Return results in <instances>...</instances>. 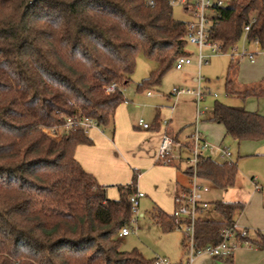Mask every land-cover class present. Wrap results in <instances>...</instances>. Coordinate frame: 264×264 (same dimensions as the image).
<instances>
[{
    "label": "trees",
    "instance_id": "16d2710c",
    "mask_svg": "<svg viewBox=\"0 0 264 264\" xmlns=\"http://www.w3.org/2000/svg\"><path fill=\"white\" fill-rule=\"evenodd\" d=\"M172 8L167 0L155 6L145 0H0V264H152L137 250L121 249L139 173L110 199L75 151L93 143L84 122L103 129L114 122L141 51L156 67L139 90L158 85L187 54V22L175 19ZM219 14L208 39L222 51L237 45L248 24L246 40L264 43V0H232ZM225 85L228 95L244 100L264 97V80L240 84L229 72ZM68 119L71 127L56 138ZM212 120L238 142L264 140V115L257 111L216 101ZM198 173L226 190L238 169L236 162L207 158ZM213 207L220 218L196 221L199 246L220 242L244 204L218 200ZM155 216L175 228L173 214L157 209Z\"/></svg>",
    "mask_w": 264,
    "mask_h": 264
},
{
    "label": "rangeland",
    "instance_id": "374dc122",
    "mask_svg": "<svg viewBox=\"0 0 264 264\" xmlns=\"http://www.w3.org/2000/svg\"><path fill=\"white\" fill-rule=\"evenodd\" d=\"M231 1L225 0V4ZM172 15L175 19L186 22L192 18L182 6H174ZM237 46L239 50L246 48L249 52H257L255 61L251 62L248 57H243L236 63V60L231 58L229 51L213 54L209 47H204V54H208L210 57H208L207 62L200 65L198 47L187 41L185 51L191 62L184 65L181 69H177L174 64L163 75L158 85H150L139 90L138 84L150 75L156 64L155 61L146 58L141 51L137 56L136 68L131 75V81L123 88L125 101L119 105L114 122L105 129L96 126L97 129L94 128V130L105 132L111 140L117 133L118 142L123 145L127 141H133V134L122 132L126 127H129L131 131L137 132L138 135L135 140L139 137L138 141H141L139 134L142 130L136 128V122L142 119L144 122L153 125L157 117L160 116L159 121L163 123L161 116L166 114L168 119L170 118V120L167 119L170 122V127L174 130L176 129L180 135V140H182V137L186 138L188 134L190 137L194 131L198 130L208 143L212 145L224 144L232 150L238 169L237 179L235 184L227 190L209 183L216 199H248L254 196L251 208L261 203L264 209V146L257 152L254 151L255 147H239L232 139L224 138L225 126L212 120L216 101L246 108L250 106L251 100H244L226 93L225 82L229 71L236 70L238 80L242 84L248 85L264 80V43L249 42L242 37ZM236 65L239 69H236ZM174 88L184 89L185 93L173 92ZM192 90H199L203 93V99L198 105L197 101H193L189 95ZM148 91H151L152 94L148 95ZM178 94L180 95L179 97ZM178 98L180 99L178 100ZM172 106H174L173 110ZM198 106L199 110L205 111V114H201L198 117L199 119H197ZM61 131L62 129L59 130V132ZM59 132L55 135L56 138L61 137ZM222 139L223 143L221 142ZM106 154L107 150L104 149L98 155L100 168L103 171H107L110 169L111 164V170L116 166V170H113L114 173L108 179L107 186L105 185L106 194L110 199L111 195L112 197L115 196L114 199H118L120 196L119 187L132 182L134 171L132 168L125 166V162L121 161V159L119 165H117V161H110L108 157V159L103 157ZM182 165L185 166L184 163ZM135 169L137 172L142 171L141 167H136ZM255 178L263 187L260 193L261 197L255 194L257 193L254 183ZM150 181V177L147 176L146 183ZM139 202L138 211L134 214L133 222L130 226V235L123 239L121 249L125 251L137 250L147 261H152L155 258H168L175 264L180 261L186 264L187 252L184 245H182L184 239L183 229L175 227L172 230H168L161 219L155 216V210L158 209L157 206L166 214H170L172 211L170 209L172 208L170 205L171 200L164 195L162 200L164 203L160 204L156 201L153 194L147 193ZM209 212L211 213V218H220V215L214 210L213 203H210ZM254 219H256L255 214ZM261 230H264V228ZM249 248L251 247L241 244L235 249L234 256L241 250ZM204 256L207 255L198 257L193 264H197Z\"/></svg>",
    "mask_w": 264,
    "mask_h": 264
},
{
    "label": "built area",
    "instance_id": "2783aa9c",
    "mask_svg": "<svg viewBox=\"0 0 264 264\" xmlns=\"http://www.w3.org/2000/svg\"><path fill=\"white\" fill-rule=\"evenodd\" d=\"M171 7L182 6L185 12L191 15V19L187 21V40L195 44L199 49V64H203L208 61L210 55L204 54V47H209L213 54L223 53L220 44L212 42L208 39L212 26L219 19V8L225 5V0H167ZM149 6H155L156 0H145ZM256 18L252 19V22ZM250 29V24L245 26V36ZM244 36V38H245ZM246 39V38H245ZM258 44L259 41H255ZM229 54L236 63L243 57H248L250 61L254 62L257 52H249L246 48L239 50L235 45L229 50ZM225 51V52H227ZM191 59L185 55H180L175 63L177 69H181L184 65L189 64ZM114 89V85L107 88L108 92ZM174 92H185L184 89L179 90L174 88ZM191 93L195 94L197 104L203 99V93L199 90H192ZM150 94V93H149ZM204 110H199L198 116H200ZM85 132L92 126V122L87 120L83 123ZM139 124L149 129L150 124L140 119ZM72 125L71 119H68L62 131L69 129ZM61 132L59 135L61 136ZM185 142L175 140V137L165 134L162 137L161 143L157 152V160L163 164L182 165L185 164L189 173V184L181 190L175 200L176 207L173 212L175 227H180L184 231L185 244L184 248L187 252V263L193 264L195 260L202 256L207 255L211 257H221L223 259H230L234 256L235 249L241 244L252 247L254 242L250 229L240 226L237 222L230 228H225L222 231V239L220 242L208 243L202 246L197 245L195 238V225L198 218L201 216L204 209L210 206V202L204 199V194L211 188L209 182L201 180L198 173V165L203 159H212L220 163L227 165H233L234 154L232 150L224 144L212 145L202 136V134L196 130L189 139ZM144 196V193L137 190L130 196V201L133 206V211L137 213L139 207L140 198ZM131 229L124 227L120 236L124 237L130 234ZM260 237L264 239V231L256 232ZM152 264H175L168 258H155Z\"/></svg>",
    "mask_w": 264,
    "mask_h": 264
},
{
    "label": "crops",
    "instance_id": "0c3cea01",
    "mask_svg": "<svg viewBox=\"0 0 264 264\" xmlns=\"http://www.w3.org/2000/svg\"><path fill=\"white\" fill-rule=\"evenodd\" d=\"M155 67L156 64L154 68ZM237 68L238 66L236 65V69ZM230 73L235 75L237 82L240 83V81L238 80V74H236V70L231 71ZM181 93L184 94L185 92H181ZM147 94L151 95L152 93L151 91H148ZM179 94L178 97L180 96ZM189 95L192 97L193 101H196L195 94L190 93ZM179 99L180 98H178V100ZM248 99L251 100L250 106L248 108L246 107L245 108L250 111H257L264 115V97H249L246 100ZM173 109L174 106H172V110ZM197 111H198V107H197ZM123 112L125 111L123 110ZM204 112L202 114H205ZM159 117L160 116L157 117L158 120ZM198 117L199 116L197 113V119H199ZM161 119H163V123L158 121L159 124H157L156 127H153L151 125L152 127H150L149 129L143 128L139 124L140 120L136 122V128L142 130L139 134L141 136L140 137L141 141H138L139 137H137L136 138L137 140H135V137L138 135L137 132L131 131L129 127H126L125 130H123L122 132L133 134V139H132L133 141L132 140H131L132 142L127 141L126 144L123 145L119 144L117 133L114 135L113 140H111L105 132L94 130V128L95 129L97 128L95 125H92L88 128L87 134L92 139L93 143L78 145L75 151V158L79 161V163L87 172L92 173L95 176L96 180L101 185H106L108 183L109 177L114 173L113 170H116V166L113 170H111L112 167L111 163H110L111 164L110 169H108L107 171H103L100 168V163H99L100 160L98 155H100L104 149L107 150V154L104 155L103 157L105 158L108 157L110 161H114V160L117 161V165H119V161L121 159V161L125 162L124 165L130 167V169L132 168L134 172L136 171L135 169L136 167H141L142 171L138 172L139 176L137 182V190L144 193V196H142L141 198L145 197L147 193H151L154 195L156 201L162 204L164 203L162 202V200L164 199V195H166L168 199L171 200L170 205L172 208L170 209H172V211L170 212L169 215H172L176 207L175 198L177 194L189 184V174H186L184 171V169H186V166L164 165L158 162L157 152L162 137L165 134H169L177 138V140L181 142H186L189 139V134L186 137L187 139L185 137H182L181 138L182 140H180V135L176 131V129L174 130L170 127L171 126L170 122H168L170 118L168 119L167 115L163 114L161 116ZM224 138H230L226 135V131L224 134ZM232 140L239 147H248V148L255 147L256 148L254 150L255 152L260 151V149H262L261 147L264 146V140H258V141L248 140L241 142H238L234 139ZM221 142L222 143L224 142L223 139ZM147 176L150 177L151 179L149 183H146ZM254 183L257 192L255 194L258 197L259 196L261 197L262 195L260 193L263 187L259 183V181L256 180V178L254 180ZM112 198L114 199L115 196L112 197L111 195V199ZM253 198L254 196H251L248 199L238 198V199H231L224 201L241 202L244 204V208L236 216V222L240 226L247 227L248 229H250L252 234V239L255 243L254 246H252L249 249L241 250L236 256H233L230 259L204 256L198 261L197 264H264V246L262 245L264 239L260 237L259 234L256 233V232L264 231L261 230L262 228H264V209L260 203L252 207L253 208L252 210L251 204L253 202ZM204 199L209 201L210 203L216 202L218 200H223L220 198L219 199L215 198L212 187L208 192L204 194ZM157 207L159 210H162L159 206ZM254 214L256 215V219H254ZM210 215L211 213L209 212V207L204 209V211L201 214V216L206 218L209 217L211 218ZM127 236H124L123 239ZM176 264H183V262L180 261L177 262Z\"/></svg>",
    "mask_w": 264,
    "mask_h": 264
}]
</instances>
